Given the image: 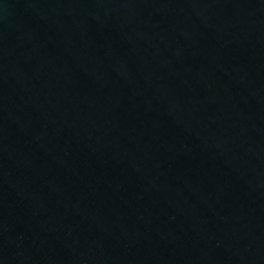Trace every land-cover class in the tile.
Here are the masks:
<instances>
[{
  "label": "water",
  "instance_id": "obj_1",
  "mask_svg": "<svg viewBox=\"0 0 264 264\" xmlns=\"http://www.w3.org/2000/svg\"><path fill=\"white\" fill-rule=\"evenodd\" d=\"M0 264H264V0H0Z\"/></svg>",
  "mask_w": 264,
  "mask_h": 264
}]
</instances>
